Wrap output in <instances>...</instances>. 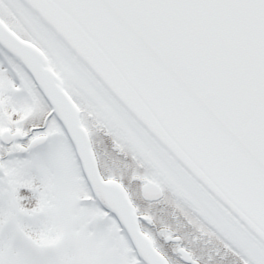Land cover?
I'll list each match as a JSON object with an SVG mask.
<instances>
[{"label":"snow or ice","instance_id":"snow-or-ice-1","mask_svg":"<svg viewBox=\"0 0 264 264\" xmlns=\"http://www.w3.org/2000/svg\"><path fill=\"white\" fill-rule=\"evenodd\" d=\"M0 264H264V0H0Z\"/></svg>","mask_w":264,"mask_h":264}]
</instances>
